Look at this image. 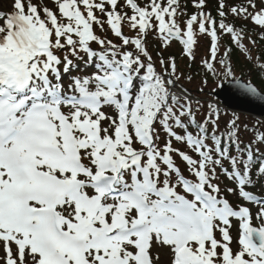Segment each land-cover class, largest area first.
<instances>
[{"label":"snow or ice","instance_id":"obj_1","mask_svg":"<svg viewBox=\"0 0 264 264\" xmlns=\"http://www.w3.org/2000/svg\"><path fill=\"white\" fill-rule=\"evenodd\" d=\"M54 5L0 11V264H264V120L216 99L264 107V0ZM151 34L209 39L196 95Z\"/></svg>","mask_w":264,"mask_h":264},{"label":"rangeland","instance_id":"obj_2","mask_svg":"<svg viewBox=\"0 0 264 264\" xmlns=\"http://www.w3.org/2000/svg\"><path fill=\"white\" fill-rule=\"evenodd\" d=\"M0 1H5V2H2L4 5H3V7H1V10L5 11V12L6 11L11 12L13 10L12 4L14 3V1H9V0H0ZM37 2H38V0H33V3H37ZM189 2L193 5V0H189ZM206 12H208V11L206 10ZM249 46H251V45H249ZM203 48H204V45L202 46V42H198V46L196 47V52H197V58L195 61L196 64H198L197 62L199 60H201V57L206 55ZM199 86H200V84H195L194 87L188 88V89L193 92V95H196L197 94L196 92H198ZM212 87H213L212 85H208L207 90H212ZM241 118H242V120H244L247 123H250V122L253 123V121H251L250 119H248L249 121H247V119L245 120L242 116H241Z\"/></svg>","mask_w":264,"mask_h":264},{"label":"water","instance_id":"obj_3","mask_svg":"<svg viewBox=\"0 0 264 264\" xmlns=\"http://www.w3.org/2000/svg\"><path fill=\"white\" fill-rule=\"evenodd\" d=\"M220 94L218 95V97L222 100V102L231 107V108H235L244 112H248V113H252L255 115H263L264 116V107H259V106H255V105H251L248 103H239L237 101H235L234 99H232L231 97H224L223 95L225 94L224 90L219 92Z\"/></svg>","mask_w":264,"mask_h":264},{"label":"trees","instance_id":"obj_4","mask_svg":"<svg viewBox=\"0 0 264 264\" xmlns=\"http://www.w3.org/2000/svg\"><path fill=\"white\" fill-rule=\"evenodd\" d=\"M258 43H259V49L261 51H264V41H260ZM256 52H257V50H256ZM256 52H255V54H256ZM233 59L236 62V64L238 65V67L236 66V68H241V69H239L240 71H245L246 72L247 69L251 67V65H249L247 63V61L245 62V61L241 60V58H240V56H239V54H238V52L236 50H234ZM253 81L255 83H257V84L260 83V81L258 79H256L255 76H253Z\"/></svg>","mask_w":264,"mask_h":264}]
</instances>
